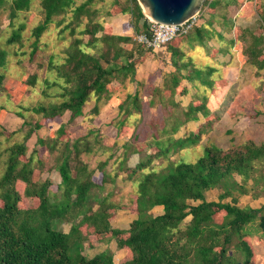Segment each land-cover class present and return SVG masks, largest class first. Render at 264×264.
I'll list each match as a JSON object with an SVG mask.
<instances>
[{"label": "trees", "instance_id": "trees-1", "mask_svg": "<svg viewBox=\"0 0 264 264\" xmlns=\"http://www.w3.org/2000/svg\"><path fill=\"white\" fill-rule=\"evenodd\" d=\"M6 1L10 2L12 25L19 12L30 10L33 0H0V5ZM105 1L85 0L78 4L77 0H41L45 20L33 29V54L54 17H64L57 22L60 27L66 15L73 14L69 23L60 30V35H63L69 29L73 39L65 49V63L55 66L58 77L65 81L61 94L64 101L31 108L34 113L51 120L69 111L70 121H73L84 114V107L89 102L94 101L90 111V116L94 117L111 98L112 82L124 85L128 80L135 81L137 61L152 50L131 37L113 35L111 29L105 27L100 19L101 10L96 8L97 2ZM211 1L207 0L204 6L213 3L216 7L222 1L227 5L236 2ZM257 1L260 2L261 26L256 30L242 29L235 41L243 40L249 62L263 70L264 0ZM112 7L132 16L128 26L133 27L136 34L148 33L149 22L138 0H127L123 7L121 0H113ZM113 10L107 11L106 15L118 14ZM84 18L87 19L85 24ZM83 24L84 28L77 33V28ZM230 24L232 29V22ZM23 29L24 25L14 30L8 44L21 42ZM85 36H88L87 42L84 41ZM124 44H132L131 50L124 48ZM179 56V51L173 52L176 71L165 82L171 97L183 79L198 88L195 84L197 79L207 90L214 91L215 82L211 76L215 70L195 72L192 69L190 74H183L184 69L188 72V65L181 63ZM6 67L7 53L0 49V91L4 86ZM37 80L38 75L33 74L28 83L35 87ZM46 85H50L48 80ZM184 92L185 89L181 91ZM119 109L121 119L115 122L117 128L123 130L136 125L135 134L122 145L120 155V147L116 143L111 149L97 147L100 140L93 137V131L72 143L67 140L59 150L54 167L61 175L60 184L51 179H33L34 156L24 158L25 143L11 148L7 170L0 180V264H116L110 250L94 257L83 254V246L89 237L85 232L88 228L96 234L110 233L111 237L106 241L116 238L119 248L127 249L128 255L121 264H255L257 253L250 238L254 233L264 238V205L260 208L238 207L234 192L249 193L247 182L251 180L254 185L251 188L258 191L256 196H264V143L258 145L249 140L228 150L206 147L205 155L194 163L174 162L170 158L172 154L198 145L204 131L212 125L206 98H195L187 107H182L175 100L165 105L160 102L158 109L164 116L149 123L148 135L138 131L143 123V105L138 94L127 96ZM199 114L205 118V124L186 138H176L181 126L197 120ZM24 125L31 124L25 121ZM42 126L37 122L28 130L27 136ZM58 132H65V126ZM38 143L54 150L59 141L41 139ZM98 148L109 153L98 163L100 177H96V169H91L81 158L84 153H92ZM135 153H141V159L130 168L128 162ZM115 157L119 167L128 174L127 181L136 185L129 207L134 206L137 218L126 230L109 226L114 211L120 205L109 201L111 195L103 196L105 185L112 179L116 181L106 172V167ZM156 161H167L168 165L158 168ZM236 174L242 179V184L235 179ZM216 187L224 190L221 199L232 198V202L207 201L206 192ZM27 199L32 200L35 206L21 207L20 203ZM95 204L98 205L96 209ZM156 206L164 207L162 215L150 213ZM189 216L190 221L183 224ZM56 221L70 224V230L55 229Z\"/></svg>", "mask_w": 264, "mask_h": 264}, {"label": "rangeland", "instance_id": "rangeland-1", "mask_svg": "<svg viewBox=\"0 0 264 264\" xmlns=\"http://www.w3.org/2000/svg\"><path fill=\"white\" fill-rule=\"evenodd\" d=\"M83 1L85 0H77V3L79 4ZM112 1L106 0L105 2L96 3V8L101 10L100 19L104 23L110 21V16H107L106 12L113 10ZM214 1L212 0L211 2ZM126 2L127 0H121V7L125 6ZM9 6L10 2L8 1L0 5V49H3L7 53L6 78L3 89L0 91V180L7 170L11 148L16 144H26L25 159L30 155L34 156L35 173L33 179L36 181H43L47 177L56 174L54 167L57 163L59 150L61 151L62 146L67 140H70L72 143L89 129H96V125L101 126V128H98L100 129L98 133V130H95L96 132L93 133V137H97L100 140L97 147L111 149L114 146L113 142H116L119 145L118 147H120L121 140L115 139L116 132L118 131L116 130L117 126L113 122L102 124V121H96V125H94L93 118L78 122L82 120V117H80L77 121L73 120L65 125V132L61 133V135L56 128L59 123L68 120L69 111L59 118L50 120L45 119L43 114H36L31 110V108L39 105L48 106L64 101L61 94L65 81L58 77L55 66L65 63L66 56L64 52L73 38L70 35L69 29L63 35H60V30L69 23L73 14L69 13L66 15L65 22L60 27L57 22L64 17H54V22L49 25L48 30L41 36L38 48L33 54V44L35 42L33 29L45 20L41 0H33L29 11L19 12L18 16L13 19L12 25ZM114 10L120 13L119 9L114 8ZM259 11L260 2L257 0H236L235 3L229 2L228 5L225 1H222L216 7L213 6V3H209L206 7L203 6L201 11L203 13L201 22H204L202 24L199 23L189 34L177 37L172 42L218 39L222 41L224 47L229 45L231 48L232 42H229V39H238L242 29H259L261 26ZM86 22L87 19L84 18L83 23L85 24ZM229 22L233 24L232 29ZM84 24L77 28V33L84 28ZM22 25H24V29L21 31L22 41L8 44V40L12 37L14 30H19ZM87 40L88 36H85L84 41L87 42ZM237 48L239 50V53H236L237 58L221 55L218 57L217 55L215 59L212 57L211 62L208 57L204 58V63L207 66L211 64L215 65L219 59L220 61L223 60V66L219 67V72L211 76V79H214L215 82L214 91L207 90L197 79L195 84H197L198 88L186 81L189 89L187 91L188 94L183 97L184 99L182 98L183 101L188 103L190 99L199 98L205 100L206 98L211 112L209 121L211 120L212 125L204 131L198 145L187 147L181 152L172 154L170 156L172 161L194 163L205 155L206 147H217L228 150L243 145L249 140L255 141L258 145L264 143V69L260 70L249 62L248 56L244 53L245 43L243 40L238 41ZM196 51H198L197 54L191 53L193 59L203 60L204 50H202V46L196 48ZM233 54L235 53L233 52ZM200 64L204 65L202 62ZM207 66H205V69H207ZM33 74L38 75L35 87L30 86L28 83V79ZM46 80L50 82V85H46ZM227 82H230L232 85H227ZM113 83L115 84V82ZM135 85L139 89L141 87L145 88L146 84L133 83V85L129 86L128 90L135 93ZM142 88L138 91L140 95L145 93ZM180 94L179 92L178 98H180ZM88 105L89 103L84 107L85 111L88 110ZM153 107L152 110H155L157 105H153ZM146 109L150 116H155V113L151 112L152 110L149 106ZM20 113L22 116H20ZM111 114L113 113L111 112ZM25 121L31 125H24ZM205 121V118L201 116V121L188 124L182 135L187 136L189 132L194 131L201 124H205ZM37 122L43 125L42 128L35 130L28 137V130L34 127ZM149 123V119L144 121L138 128V131L148 135ZM135 127L136 125H131L127 127L130 128L129 130L127 128L122 130L120 135L123 134V140L129 132L135 133ZM116 137L118 138V136ZM41 139H46L49 142L58 140L59 143L52 150L51 147L47 148L45 145H40L38 141ZM99 148L96 150L97 153H84L81 157L93 170L97 168L100 161L105 160L109 155V153H106L104 150L102 151V149L101 152H98L100 151ZM156 163L158 164V168L168 165L167 161H156ZM100 175H97V177H100ZM234 176L240 184L243 183L239 175L236 174ZM247 186L250 188L247 194L234 192L237 199L236 205L241 208H260L263 206V194L256 196L258 191L251 188L254 186L251 180L247 182ZM130 189L133 191L136 187L132 185ZM115 191L117 193H112L109 196V201L120 205V207L114 211L109 226L115 229L126 230L137 216L133 210L134 206L129 207L133 197H126L129 193L128 191L123 195V190L117 186ZM107 192H109V189L103 192L104 196L107 195ZM223 193L222 187L208 190L205 194L206 200L209 202L221 201L222 203H231L232 198L221 199ZM20 206L31 207L35 206V204L32 200L27 199L21 202ZM125 206L126 208H124ZM97 207L98 205L95 204V209ZM190 219L191 216L186 218L183 224L188 223ZM70 227V224H61L60 221L55 222V229L68 232ZM85 229L83 230L85 231ZM85 232L89 235L88 242L83 246V254L87 257H94L105 250H110L114 253V263L121 264L128 255L127 249L119 248L116 238H113L109 242L106 241L111 237L110 233L96 234L90 228ZM250 241L253 242L257 253L255 264H264V238L254 233Z\"/></svg>", "mask_w": 264, "mask_h": 264}, {"label": "crops", "instance_id": "crops-1", "mask_svg": "<svg viewBox=\"0 0 264 264\" xmlns=\"http://www.w3.org/2000/svg\"><path fill=\"white\" fill-rule=\"evenodd\" d=\"M202 15H203V13L201 12L200 13V23L201 24L204 22V21L201 22ZM109 18H110V21H107L105 23V27L110 28L113 35L131 37V38H133V40H135V38L138 36V34H136L134 28L128 26L132 20V16L130 14L118 13L116 15L110 16ZM229 42H232L231 48L229 45L224 47L222 44V41L218 40V39H215V40L211 39L209 41L207 39H202V41L193 40L192 42L182 41L179 43L171 42L159 50H154V51H150V52L146 53V55L140 61L138 60L136 65H135V81H133V83H137V84H141V85L146 84L145 88H142L140 86L142 88V90H144L145 93L140 95V93H138V91H140L141 88L138 87L139 89H137L136 85L134 86L135 93H133L132 91H129L128 90L129 86L133 85V83H130L129 81L127 83H125L124 85H121L119 82L114 81L115 84L112 82L111 86H110L111 90L113 91V94H112L111 98L105 104L102 105V108H101L99 115L94 116V117L90 116V111L95 104V102L92 101L91 103L89 102L88 110L85 111V109H84L83 110L84 114L82 116L75 118L74 121H77L78 118L82 117V120H80L78 122L93 118L94 125H96V121H99V122L102 121V124L103 123L106 124V123H110V122L115 123L116 121L121 119V116L119 115V112H120L119 108H120L121 104H123V102L125 101L127 96L135 95V94H138V96L142 100V105H143L142 119H143V122L147 121V119H149V122H151L154 119L163 118L164 115H161L159 112V109H158L160 102H162L165 105V104L169 103L170 101L175 100V102L180 103L182 107H187L193 101L192 99H190L188 101V103L183 101V99H184L183 97L188 94L185 92H187L189 89L187 87V83H186V81H188L187 79L182 80L181 86L177 89L176 94L172 97H171L170 93L168 92L169 90H167V87L165 86V82L167 81V77L176 71L175 65L173 63V52L175 53V52L179 51L180 52V56H179L180 60L179 61L181 63H185L188 65V72L184 69L182 71L183 74H187V73L190 74L192 69H195V72L197 70H202V71L206 72V70H208V69H214L215 70L214 74H216L219 72V67L223 66V60L220 61V59H219V61L215 65L211 64V65L207 66L204 63V58L208 57L210 59V62L212 60V57H214V59H215V57L217 55H218V57L221 55V56H225V57L229 56L230 58H232V56H233V58H235V57L237 58L236 53H239V50L237 48L238 42H236L234 40V38L229 39ZM201 46H202V50H204L203 60H201V59L197 60V58L193 59L191 53L197 54L198 51H196V48H199ZM123 47L126 48L127 50H131L132 44H124ZM232 51L235 54H233ZM240 52H241V50H240ZM200 62H202L204 65L202 66V64H200ZM205 66H207L206 67L207 69H205ZM188 83L191 84L190 82H188ZM227 85H232V84H230V82H227ZM183 89H185V92L181 93V91ZM179 92L181 93L180 98H178ZM153 105H157V108L155 110L154 109L152 110V108L155 107V106L153 107ZM145 106L146 107L149 106L152 110L151 112L155 113L154 114L155 116H153V115L150 116L147 113V109ZM115 109H117L118 111ZM111 112L113 114H111ZM200 115L203 116L202 114H199L198 115L199 117L197 120L190 121V122L184 124L183 126H181L180 130L175 135V137L176 138H186L191 133L196 132L199 129V127L202 126V124L200 126H198L194 131L189 132L187 136L182 135V133L184 134V132H185L184 129L188 124L201 121ZM137 117H140V116H137ZM56 118H59V117H56ZM56 118H54V119H56ZM70 120H71V113L69 114L67 121L61 122L58 124L56 130L59 131V129L62 126H65L68 123H70ZM99 127L101 128L100 125H98V126L96 125V129H93V128L89 129L85 133V135L88 134L90 131H93V133H94L98 130L97 131V133H98L100 130V129H98ZM104 127H106V126H104ZM127 129L129 130L130 128H127ZM116 130L118 131V132H116V136H118V138L115 136V139L121 140V144H120L121 146H120V150L118 153L120 155V153L123 151L122 145L125 142L129 141L130 138L135 133L133 134V133L129 132L128 134H126V136H125L126 138L123 140V134L120 135L122 130H120L119 128H116ZM131 134H133V135H131ZM115 143L116 142H113V145ZM261 144H263V143H261ZM103 150L104 149H102V151ZM98 152H101V150ZM92 153L95 154V153H97V151H93ZM140 159H141V153L133 154L132 157L130 158L129 162H128V166L130 168L135 167L139 163ZM116 160H117V157L113 158L110 161V163L108 164V166L106 167L107 174L109 176L115 177V179H116V181L114 179H112L109 183H107L105 185V190L109 189V192H107L106 196L112 195V193H114V192L117 193V191H115L116 186H117L121 190H123V195H124V193H126L128 191L129 193L126 195V197L130 196V198H132L136 189H134L132 191L130 189V187H132V185L136 187V185L134 182H130L129 180L127 181L128 174L124 171V169L119 167ZM55 171H56V174L49 176L46 179H51V180H53V182L55 184H60L62 181L61 175H60L58 170L55 169ZM116 173H117V178H116ZM99 174H100V172L96 168L95 176L97 177V175H99ZM130 191H131V193H130ZM103 196H104V194H103ZM159 209H161V210H159ZM151 212L154 216L162 215L164 213V207L163 206H156L155 208H153L151 210ZM136 218H137V216L133 220H135Z\"/></svg>", "mask_w": 264, "mask_h": 264}, {"label": "water", "instance_id": "water-1", "mask_svg": "<svg viewBox=\"0 0 264 264\" xmlns=\"http://www.w3.org/2000/svg\"><path fill=\"white\" fill-rule=\"evenodd\" d=\"M207 0H138L146 19L180 25L200 15Z\"/></svg>", "mask_w": 264, "mask_h": 264}, {"label": "built area", "instance_id": "built-area-1", "mask_svg": "<svg viewBox=\"0 0 264 264\" xmlns=\"http://www.w3.org/2000/svg\"><path fill=\"white\" fill-rule=\"evenodd\" d=\"M147 20L149 22L148 33L138 35L135 40L154 51L163 48L177 37L189 34L200 23V15L180 25L161 24L151 19Z\"/></svg>", "mask_w": 264, "mask_h": 264}]
</instances>
